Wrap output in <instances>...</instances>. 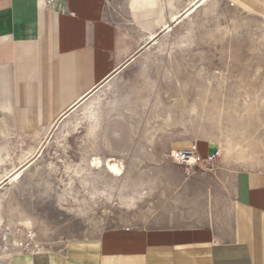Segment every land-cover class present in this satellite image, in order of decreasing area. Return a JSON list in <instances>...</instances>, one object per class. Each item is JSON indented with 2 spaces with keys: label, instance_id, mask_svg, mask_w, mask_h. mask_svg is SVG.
<instances>
[{
  "label": "rangeland",
  "instance_id": "rangeland-1",
  "mask_svg": "<svg viewBox=\"0 0 264 264\" xmlns=\"http://www.w3.org/2000/svg\"><path fill=\"white\" fill-rule=\"evenodd\" d=\"M188 2L171 0L170 29L150 41L125 1L110 0L109 21L141 38L138 55L48 126L18 134L0 119V179L31 162L0 189V264L115 228L220 224L233 176L264 172V19L209 0L169 22ZM199 142L215 148L212 174L171 158ZM96 158L123 175L92 168Z\"/></svg>",
  "mask_w": 264,
  "mask_h": 264
},
{
  "label": "crops",
  "instance_id": "crops-1",
  "mask_svg": "<svg viewBox=\"0 0 264 264\" xmlns=\"http://www.w3.org/2000/svg\"><path fill=\"white\" fill-rule=\"evenodd\" d=\"M124 1L141 37L162 31L163 24L146 21L148 8ZM223 1L264 19V0ZM109 2L0 0V119L18 134L68 116L138 55L141 38L109 21ZM167 6L173 8L171 0H158L153 7L162 10L163 23ZM195 145L202 157L216 153L208 143ZM6 264H264V172L233 176L230 211L220 224L115 228L63 252L18 253Z\"/></svg>",
  "mask_w": 264,
  "mask_h": 264
},
{
  "label": "bare ground",
  "instance_id": "bare-ground-1",
  "mask_svg": "<svg viewBox=\"0 0 264 264\" xmlns=\"http://www.w3.org/2000/svg\"><path fill=\"white\" fill-rule=\"evenodd\" d=\"M157 1L158 0H135V2H137V4H142L143 6H145L146 8H148V10H146V12L144 14V16L146 17V21L148 19H150L148 17H151L152 14H155V15H157V17H156V20L155 21L153 20L154 23H156V24H159V23L163 24L162 25V28L160 30L164 31V30L170 29V26L167 23H163L161 11L158 13L157 11L155 12V10H153V7L156 6ZM208 1L209 0H190L189 3H188V7L185 8V9H182V13L181 12H177L176 14H173V15L170 16L169 22H171V23H178V22H180V20H182V18H186V17L191 16L198 8H200L201 6L205 5ZM144 16H142V17H144ZM155 35L156 34H149L148 40L153 41L155 39V37H156ZM97 89H95L94 91H96ZM94 91H93V93H94ZM81 104H83V102ZM77 107H78V105L75 106L71 111L75 110ZM64 117H66V116H64ZM116 163H111V161L108 160V161H104V164H103L100 159L96 158V159H93L91 161V167L92 168H100V167H102L104 165V167H105L104 169H106L107 172H109L110 174L117 175V176L123 175L122 174L123 173L122 167L119 166ZM30 164H31V162L30 163H26L19 170H16L11 175H9V173L7 172V174H4V176L0 179V183H2L4 179L6 180V184L7 183H14V182H16L20 178L21 174H23L22 172L24 170H26V168Z\"/></svg>",
  "mask_w": 264,
  "mask_h": 264
},
{
  "label": "built area",
  "instance_id": "built-area-1",
  "mask_svg": "<svg viewBox=\"0 0 264 264\" xmlns=\"http://www.w3.org/2000/svg\"><path fill=\"white\" fill-rule=\"evenodd\" d=\"M47 4H50L52 0H45ZM171 158L173 162L189 166L201 171H211L214 166L215 155H208L202 157L198 154L196 145H190L185 149H178L171 152ZM40 252V251H37ZM36 253V252H32Z\"/></svg>",
  "mask_w": 264,
  "mask_h": 264
}]
</instances>
